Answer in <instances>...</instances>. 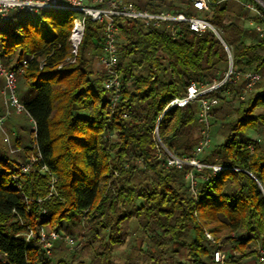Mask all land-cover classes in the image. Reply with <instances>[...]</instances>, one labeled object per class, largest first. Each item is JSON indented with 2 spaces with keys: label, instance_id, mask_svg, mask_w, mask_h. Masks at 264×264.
I'll return each mask as SVG.
<instances>
[{
  "label": "trees",
  "instance_id": "obj_1",
  "mask_svg": "<svg viewBox=\"0 0 264 264\" xmlns=\"http://www.w3.org/2000/svg\"><path fill=\"white\" fill-rule=\"evenodd\" d=\"M245 3L264 17L257 0H210L209 10L200 13L218 34L211 29L198 34L186 23L156 28L118 17L122 87L114 105L98 66L103 24L86 18L74 56L73 11H12L2 19L0 60L13 70L28 62L18 79L24 85L18 86V96L36 132L24 145L22 130L11 126L17 116L12 114L6 126L16 132L14 147L24 151L11 153L4 137L0 143V264H72L58 254L63 241L47 256L38 240L26 242L29 230L76 240L79 229L81 244H97L99 264H116L114 254L126 243L138 253L124 264L147 259L150 264H246L259 258L264 247V37L243 24L251 19ZM135 5L151 12L199 13L188 0ZM230 56V79L240 73L239 80L227 79L203 96L219 100L210 128L212 117L220 121L223 141L199 156L207 165L201 171L169 167L155 137L158 120L161 142L177 155L192 156L200 141V102L166 108L193 82L225 80ZM248 72L259 73L261 80L242 99ZM3 85L0 76V90ZM34 145L43 160L24 174L21 167ZM211 165L223 169L215 173ZM51 174L57 181L48 198ZM217 250L224 255L221 262L214 259Z\"/></svg>",
  "mask_w": 264,
  "mask_h": 264
},
{
  "label": "built area",
  "instance_id": "obj_2",
  "mask_svg": "<svg viewBox=\"0 0 264 264\" xmlns=\"http://www.w3.org/2000/svg\"><path fill=\"white\" fill-rule=\"evenodd\" d=\"M148 1V0H144ZM192 6L199 12H205L209 10L210 0H188ZM123 0H0V18L6 19L12 11H23L30 14H36L44 10H69L81 14L80 19L74 21V26L71 33V44L73 47L74 56L77 55L78 47L82 41L85 20L90 18L92 21L103 24V43L101 53L98 56L99 65L101 70L106 75L104 82L105 88L113 92L111 98L112 104L114 105L120 97V91L122 87L121 76L118 70L119 56H118V44L120 42V31L116 23L118 17H126L129 19H138L143 22L146 26H152L159 28L166 25L168 28H172L182 23L189 25L190 29L198 34L204 33L207 29L213 30L218 34L214 26L204 18L196 16H188L184 11H161L151 12L148 10H141L133 3H122ZM245 6L250 10L252 18L260 17V23H255L252 19L249 26L255 28L264 37V17L262 14L253 6L251 3H245ZM182 8H186L185 6ZM176 33V30H173ZM229 54H231L229 48H227ZM28 65L27 61L23 63L17 69H9L0 60V75L4 78V86L1 91L2 101L4 104V111L0 112V133L4 135V140L8 145L11 153H17L24 151L23 148H16L12 145L11 138L5 125L8 119L13 113L17 115L27 114L30 118L33 131L36 132V122L29 115L25 105L20 101L18 96V77L25 72ZM230 73L226 75L225 80L222 82H215L211 85H201L193 82L191 83L186 93L173 99L167 106L166 110H170L175 107H186L189 104L199 101L200 102V113L198 120L200 124V141L196 146L192 156H180L171 152L162 142L158 133V125L160 119L157 122L155 137L159 146L166 153V161L169 167L182 169L185 166H191L192 170L201 171L207 165L203 164L199 156L207 150L211 145V134H210V117L214 106L218 105L219 100L217 97H203L208 92L215 91L222 87L227 79H230ZM241 77L240 73H236L234 78L230 79L236 82ZM246 80V86L242 99H244L248 92L261 80V75L257 72H248L244 74ZM35 152L27 153L26 162L22 165V172L24 174L30 173L33 168L41 164L43 157L40 149L37 145H34ZM213 172H219L223 169L220 165H211ZM42 172H48L49 169L46 165L41 166ZM191 187L195 193H197V183L195 181L193 173L190 174ZM57 179L51 174V192L48 198L53 196L55 191V183ZM45 212V211H44ZM209 238L211 236L207 234ZM26 242L28 244L35 245V241L43 244L47 256L52 255L53 246L58 241H63L70 248H76V242L70 235L62 236L56 231L40 232L39 236H36L32 230H29L25 235ZM216 262L224 260V255L221 251L217 250L214 255ZM259 260L264 264V247L259 248Z\"/></svg>",
  "mask_w": 264,
  "mask_h": 264
},
{
  "label": "rangeland",
  "instance_id": "obj_3",
  "mask_svg": "<svg viewBox=\"0 0 264 264\" xmlns=\"http://www.w3.org/2000/svg\"><path fill=\"white\" fill-rule=\"evenodd\" d=\"M140 1H144V0H123L124 3H133V4L139 3ZM74 13H75L74 14V19L75 20L76 19H80L82 17L81 14L76 13V12H74ZM192 16H196V17H199V18H204L203 17L204 15L201 14L200 12L199 13L195 12ZM250 17H251V19H253L251 12L249 14V18ZM251 19H247L246 21H244L243 24L245 25V24L250 23ZM3 22L4 21L2 20V18H0V30H5V26L3 25ZM98 66L101 69L100 65H98ZM19 77H18V79H19ZM1 81L4 82V78L2 76H1ZM18 86H19V88H23L24 87V85L21 82V80H19ZM2 89L0 90V95H1ZM238 105H239V101L234 103L233 107L236 108ZM3 111H4V104H3L2 112ZM230 113H231V110L227 114H225V116L227 118H229L230 117ZM13 114H15V113H13ZM223 115H224V113H223ZM9 119H8V121H9ZM12 121H13L12 123L15 125L14 128L17 125L22 130L20 132H22L21 134H23V136L25 137L23 144L24 145H29L30 141L32 140V137H33V125H32V122H31L30 118L28 117V115L24 113L22 115L14 116ZM5 129L9 133L10 138H11V142H12V145H13V141L15 139L16 132H10L9 128H7L6 125H5ZM210 134H211V140H212L211 144L216 145V144H219V143H221L223 141L222 124L220 123V121H215L214 117H212V121H211ZM251 136L253 138L256 137L255 133H252V132H251ZM2 137H4V135L0 133V143L1 144L4 143ZM130 227L134 228V223H130ZM79 234H80L79 233V229H76L75 230V235H74L77 238L75 240L76 246H77L76 248H70L67 244L64 243L63 246L60 247L61 249L58 251V254L62 255V256H65L67 258V260H69L72 264H99V260L95 258V251L97 250V244L96 243H92L91 245L84 246V244H81V242H79L81 240L80 238H78ZM134 237L137 238V237H139V235L138 234L134 235ZM134 243H136V241ZM137 245H139V246L142 245L140 239H138V244ZM143 247L146 248V246H143ZM137 253L138 252L136 250L132 249V246H131L130 243H126V245H123L122 247H120V248H118L116 250V252L114 254V257H113L114 258V262L116 264H124V262L129 257H135L137 255ZM137 264H150V260L147 259L144 262L138 261ZM246 264H262V263L260 262V260L258 258V259H251L250 261L246 262Z\"/></svg>",
  "mask_w": 264,
  "mask_h": 264
},
{
  "label": "water",
  "instance_id": "obj_4",
  "mask_svg": "<svg viewBox=\"0 0 264 264\" xmlns=\"http://www.w3.org/2000/svg\"><path fill=\"white\" fill-rule=\"evenodd\" d=\"M263 7H264V1L263 0H257ZM233 68V61H232V57L230 56V67H229V73Z\"/></svg>",
  "mask_w": 264,
  "mask_h": 264
},
{
  "label": "crops",
  "instance_id": "obj_5",
  "mask_svg": "<svg viewBox=\"0 0 264 264\" xmlns=\"http://www.w3.org/2000/svg\"><path fill=\"white\" fill-rule=\"evenodd\" d=\"M11 126H14V124L12 123Z\"/></svg>",
  "mask_w": 264,
  "mask_h": 264
}]
</instances>
